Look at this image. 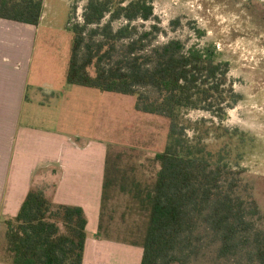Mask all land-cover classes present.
I'll list each match as a JSON object with an SVG mask.
<instances>
[{"label":"trees","instance_id":"1","mask_svg":"<svg viewBox=\"0 0 264 264\" xmlns=\"http://www.w3.org/2000/svg\"><path fill=\"white\" fill-rule=\"evenodd\" d=\"M43 12L44 0H0L2 19L39 26ZM155 18L151 0H88L82 21L69 22V84L135 96L138 111L170 120L166 148L155 156L156 180H132L130 193L147 217L144 234L140 241H122L144 248L141 264H191L205 239L218 244L219 258L242 255L250 264H264V232L255 221L259 204L237 194L241 178L235 170L220 151L193 143L181 122L189 110L222 116L239 102L230 63L219 60L212 45L179 38L153 43L160 28L140 32L135 23ZM110 158L98 231L107 239L104 209L118 183ZM87 223L82 207L55 203L32 188L18 215L4 221L1 255L11 264H83Z\"/></svg>","mask_w":264,"mask_h":264},{"label":"rangeland","instance_id":"2","mask_svg":"<svg viewBox=\"0 0 264 264\" xmlns=\"http://www.w3.org/2000/svg\"><path fill=\"white\" fill-rule=\"evenodd\" d=\"M151 1L156 18L135 24L140 32L151 30L154 24L160 28L151 37L153 43L179 38L188 45H212L218 59L230 63L229 78L242 95L239 102L222 116L189 110L181 122L193 143L220 151V159L235 170L241 178L237 194L256 199L261 210L260 217H255L256 229L264 232V0ZM87 2L44 0L30 85L36 91L43 90L47 99L51 98V88L62 93V103L37 106L36 123L71 129L110 144V169H118L112 173L118 183L108 192L104 235L118 241H140L147 217L130 193L132 180L136 178L143 185L156 180L160 163L155 156L166 148L170 120L138 111L135 96L68 83L69 22L82 21ZM176 20L180 23H174ZM4 230L5 224L0 247ZM198 243L201 249L191 264H250L242 255L219 258L218 244L209 239Z\"/></svg>","mask_w":264,"mask_h":264},{"label":"crops","instance_id":"3","mask_svg":"<svg viewBox=\"0 0 264 264\" xmlns=\"http://www.w3.org/2000/svg\"><path fill=\"white\" fill-rule=\"evenodd\" d=\"M39 26L0 18V233L36 188L55 203L84 209L83 264H141L142 246L98 237L110 144L36 123L37 106L62 103V93L51 88L47 99L30 85ZM1 253L0 264H11Z\"/></svg>","mask_w":264,"mask_h":264}]
</instances>
